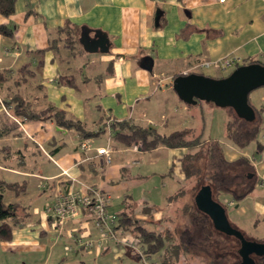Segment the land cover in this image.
Masks as SVG:
<instances>
[{
	"label": "crops",
	"instance_id": "0c3cea01",
	"mask_svg": "<svg viewBox=\"0 0 264 264\" xmlns=\"http://www.w3.org/2000/svg\"><path fill=\"white\" fill-rule=\"evenodd\" d=\"M67 23L87 28L91 35L105 32L110 52L91 53L81 43L75 54L64 47L37 52ZM0 24L13 30L11 36L0 34V71L10 74L0 84V192L6 204L19 205L12 238L0 237V264H145L133 233L119 228V240L107 239L89 210L81 208L59 224L47 208L62 193L94 187L109 195L111 214L119 218L135 203L136 216L153 223L151 214L141 210L150 205L148 198L136 195L149 177L136 168L145 152L116 140L111 122L128 118L166 133L184 128L187 112L194 108L173 88L175 75L223 77L250 60L264 63V0H17L12 15L0 14ZM223 58L238 61L226 70L202 65ZM63 73L75 75L77 86L60 83ZM16 98L37 112L54 107L81 121L97 133L91 137V152L83 149L85 139L74 128L51 117L16 115L7 104ZM102 133L106 137L97 141ZM262 134L263 139L264 127ZM100 146H112L109 164L96 155ZM158 150L168 159L169 179L186 183L181 161L187 149L152 151ZM260 154L261 160L246 151L229 158L247 155L255 163L260 183L251 194L256 193L258 216L264 219V148ZM179 188L166 193L163 208L154 206V217L162 218ZM237 205L238 214L247 213L246 202Z\"/></svg>",
	"mask_w": 264,
	"mask_h": 264
},
{
	"label": "trees",
	"instance_id": "16d2710c",
	"mask_svg": "<svg viewBox=\"0 0 264 264\" xmlns=\"http://www.w3.org/2000/svg\"><path fill=\"white\" fill-rule=\"evenodd\" d=\"M16 2L17 0H0V14L7 17L12 15L16 10ZM81 32V26L67 23L59 30L58 37L52 38L47 47L38 49L37 52H45L48 49L58 50L64 47L68 52L75 54L76 46L80 44ZM0 34L11 36L13 30L6 24H0ZM254 62L259 61L250 60L249 63ZM28 66L25 65L27 70ZM177 76L175 75L174 79ZM9 78L10 74L7 71H0V84ZM75 80L76 76L68 73H63L59 77V82L65 85L77 86ZM199 102L200 99L197 103ZM185 103L188 106L195 104ZM7 104L13 105L14 113L19 116L27 118L51 117L61 126L78 130L83 139L97 135V133L86 130L81 121L69 117L63 110L50 107L37 112L31 108L30 103L25 104L19 98L12 99ZM250 104L253 107L254 115L246 117L236 113L227 121V137L240 149L256 142L257 152L261 153L264 143L259 140V136L264 127V106H255L251 102ZM111 125L116 131L114 136L116 140L126 146L140 145L144 152L162 146L171 149L186 148L188 152L181 161L182 172L187 180L195 179V190H197L194 196L195 201L183 206V217L185 218L183 225L175 228L170 226L163 231H155L146 225L152 222L134 219L128 211H124L119 218L117 217L115 230L122 227L126 229L133 227V231L139 237L140 244L144 246L145 259L151 260L150 263L182 264L178 260L183 257L187 259L186 254L208 260L209 264H227L232 257L242 260L238 250H231L229 245H222V239L217 236L218 230L214 226L213 220L207 213L199 209L195 197L203 185L209 184L213 189L214 197L217 194L225 193L236 202L243 200L260 183L253 160L247 155L230 159L219 140L203 139L201 135L195 134V129L192 127H184L166 133L161 132L154 125H141L128 118L120 121L114 120ZM184 194H186V188L181 185L179 190L169 197V202ZM141 210L149 212L151 214L149 216H152L155 207L145 204ZM18 212L19 205L16 203L6 204L3 193L0 192V237L2 239L10 240L12 238L14 226L19 223ZM258 241L264 242V239ZM241 260H233V262L237 264ZM255 261L256 264H264V255L256 256Z\"/></svg>",
	"mask_w": 264,
	"mask_h": 264
},
{
	"label": "rangeland",
	"instance_id": "374dc122",
	"mask_svg": "<svg viewBox=\"0 0 264 264\" xmlns=\"http://www.w3.org/2000/svg\"><path fill=\"white\" fill-rule=\"evenodd\" d=\"M235 68L236 67L226 70L225 76L229 75ZM263 95L264 86H261L250 93V102L256 106H264ZM192 108L194 109L191 112H187L188 117L185 119L186 122H183V127L189 126L194 128L195 134L201 135L203 139L219 140L227 151L228 157H231L232 154L237 153L238 151L240 153L246 151L250 153V155H255L257 160H261L263 158L261 154L257 152L256 142L251 143L250 146L244 149H240L238 147H235L232 141L227 137V121L231 119L236 113L244 116H250V109H237L231 106H222L207 100H200L199 103L193 104ZM159 130L164 131V128L159 127ZM262 135L263 134L261 133L259 136L260 139H262ZM105 137L106 136L102 133L99 136H96L95 139L97 141H100ZM153 156L156 158L155 161L152 160ZM139 159L141 164L136 168L139 169V172L141 173L145 172L149 177L147 181L142 182L143 184L140 187L136 188V195H138L139 197H143V199L148 198L147 200H149L151 206L163 208L166 205V200L164 198L166 193H174V191H176L180 187V184L184 186V188H186V194L178 197V199L171 201L166 208L162 209V211H164L162 218H158L157 216L154 217L153 215L150 216L148 220L154 221L155 224H153L154 222L150 224L147 223V227L155 231H163L170 226L171 228H175L183 225L185 222V218L183 217V206L186 203L190 204L195 201L194 196L197 192V190H195V179L191 178L187 180L186 183L184 181L178 182V179L176 182L173 178L169 179L167 175V173L169 172V163L168 159L165 158L164 152L162 151L158 150L156 152L152 151L141 153V155H139ZM255 194L256 193L251 194V197H248L242 202L238 201L234 205L228 204L225 201V199H231V197L225 193L217 195L215 194V199L226 205L227 216L232 227L242 231L247 239L254 240L255 238H257V240H263L264 219L259 218L258 216V210L256 209V199L253 198V195L255 196ZM245 202L248 207L247 213L242 214L241 212H239L241 214H238L236 212L238 208L237 204L241 205ZM137 211L138 210L135 206V203H130L128 206V212L130 216L134 219L141 220V218H138L136 216ZM159 211H161V209H159ZM159 215L161 216V214ZM142 222H144V220ZM122 230H124L125 232L128 231L130 233H133V235L139 240L136 232L133 231V227H130L128 229L122 227ZM217 230V236L222 239L223 246L229 245L231 250L236 249L240 251L242 242L239 237L226 234L219 229ZM132 244H134V242ZM141 249L143 252V245H141ZM253 256L256 258L257 255L255 254ZM185 257L187 259H184L183 257L181 260H178V262H181L182 264H209L208 260L206 261L201 257H195L188 254H186ZM233 260H241V258L237 259L232 257L229 259L227 264H234ZM144 262L145 264H156L150 263L151 260H145Z\"/></svg>",
	"mask_w": 264,
	"mask_h": 264
},
{
	"label": "water",
	"instance_id": "95a60500",
	"mask_svg": "<svg viewBox=\"0 0 264 264\" xmlns=\"http://www.w3.org/2000/svg\"><path fill=\"white\" fill-rule=\"evenodd\" d=\"M80 43L91 53H109L111 48V41L102 30H96L95 34L91 35L89 29L83 28ZM261 86H264V63L261 62L242 64L223 77H212L197 72L180 74L173 82V88L185 102L197 103L200 99L222 106L250 109L251 115L246 117L254 115L249 102L250 93ZM195 199L199 209L211 217L217 229L241 239L239 253L242 260L237 264H256L255 258L250 254L264 255V242L247 239L242 231L231 226L226 206L215 199L211 185H203Z\"/></svg>",
	"mask_w": 264,
	"mask_h": 264
},
{
	"label": "built area",
	"instance_id": "2783aa9c",
	"mask_svg": "<svg viewBox=\"0 0 264 264\" xmlns=\"http://www.w3.org/2000/svg\"><path fill=\"white\" fill-rule=\"evenodd\" d=\"M219 1L225 2V0ZM237 61L236 58H223L214 62L206 61L202 65L205 67L214 65L221 70H226ZM82 147L87 153L91 152L93 148L92 139L86 138L82 142ZM112 153V146H100L96 148V155L102 156L108 164L113 159ZM109 202L110 198L107 193L99 188L89 187L86 191H68L67 193L58 195L55 202L50 205L47 210L54 215L57 222L61 224L67 219L77 215L81 208H85L90 211L95 226L102 232L105 238L119 240L116 232L117 230H115L118 218L116 215L109 212ZM77 241L87 248H91L93 245L92 242L83 241L82 238H78Z\"/></svg>",
	"mask_w": 264,
	"mask_h": 264
},
{
	"label": "flooded vegetation",
	"instance_id": "af4514ba",
	"mask_svg": "<svg viewBox=\"0 0 264 264\" xmlns=\"http://www.w3.org/2000/svg\"><path fill=\"white\" fill-rule=\"evenodd\" d=\"M224 205H225V204H224ZM225 206H226V205H225ZM253 255H254V254H250L251 257L255 258Z\"/></svg>",
	"mask_w": 264,
	"mask_h": 264
}]
</instances>
